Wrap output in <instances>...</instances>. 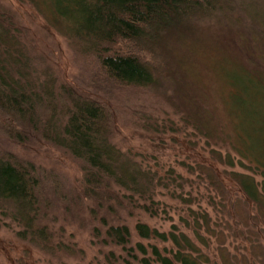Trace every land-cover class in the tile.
Masks as SVG:
<instances>
[{
  "label": "trees",
  "instance_id": "1",
  "mask_svg": "<svg viewBox=\"0 0 264 264\" xmlns=\"http://www.w3.org/2000/svg\"><path fill=\"white\" fill-rule=\"evenodd\" d=\"M18 2L64 40L78 75L59 84L56 58L47 46L40 49L39 32L21 25L0 2V226L54 259H84L63 225L78 216L109 248L108 264H264L255 231L263 226L264 234V0ZM173 40L200 41V50L216 58L222 92L215 102L201 85L197 99L186 75L180 79L184 90L176 87ZM104 101L126 109L140 103L134 113L147 133L190 131L242 198L231 200L218 173L204 163L181 162L184 173L171 166L157 170L118 148L114 115ZM174 101L186 112L180 115L174 106L178 119L170 126L144 113L142 103ZM31 140L73 159L78 181L69 183L13 150ZM161 192L185 207L180 220L191 234L175 224L161 231L140 220L131 232L123 211L173 221L177 206L160 200ZM238 238L249 243L244 253L234 246Z\"/></svg>",
  "mask_w": 264,
  "mask_h": 264
},
{
  "label": "rangeland",
  "instance_id": "2",
  "mask_svg": "<svg viewBox=\"0 0 264 264\" xmlns=\"http://www.w3.org/2000/svg\"><path fill=\"white\" fill-rule=\"evenodd\" d=\"M0 2L10 7L12 11L15 12L21 25L23 24L32 32L34 31V33L39 32L36 38L42 46L40 49L44 51L47 46L56 58L54 69L59 84L73 83L78 75V69L72 64L71 55L64 40L53 32L32 8L20 4L18 0H0ZM44 32L50 36L51 40L45 41L43 36ZM175 40H173L171 47H174L173 50L176 52H174L173 56L171 53L169 55L171 61L170 69L174 72L176 87L179 90H184V84L180 79L182 80V75H186L190 84L197 87L195 89L197 92L194 95L197 99H200L201 85L203 90H205L206 96L210 98V102H215L217 100L216 96H219L222 92L220 89V81L217 78L220 76V72L218 70L219 66H217L215 62L216 58L208 53L205 55L200 50V41L185 43L183 40L180 42H175ZM126 95L129 96V94L124 93V96ZM139 104H131L130 109L117 106L119 104L111 108L110 104L104 101L105 109L112 112L114 115L112 140L118 148L131 151L138 156L137 159H139L140 155V158L143 157L144 160L146 159V164L152 165L157 170L161 167L167 168L171 166L184 173L185 170L181 167V162L204 163L218 173L219 180L226 187L231 196V200L236 199V197L242 198L238 188L235 186L236 184H233L228 178L222 177V168L215 162L209 161L200 140L194 139L188 135L190 131H187V133H168L164 135H155L145 132L142 129V123L139 117L135 116L136 112L134 113V111L138 110L137 107ZM142 104L148 106L144 109V113L147 116H150L159 124H165V126H170L168 124L170 121H177L178 118L174 119V117H172L176 114L175 107L180 115L186 112V108L181 107L176 101L171 104L164 102L147 105L145 103ZM13 150L21 157L32 161L37 167H41L47 172L53 171L57 174H61L69 183H76L79 179L80 169L78 164L63 152L48 145H42L31 140L26 146L15 147ZM195 192L200 193V187H197ZM160 194L161 195L158 197L160 200L177 206L176 210L174 209V211H176L175 214H171L173 221L152 218L140 211H134L135 215L129 217L127 213L123 211L121 212V217L122 219L125 216L128 218L125 222L130 226L131 232L135 235L134 224L140 220L148 226L157 228L161 231H167L172 224H175L180 230L191 234V230L188 228L189 226L185 227L182 220H180L181 217H186L185 207L180 206L179 200H173L167 195H164L165 193L163 192ZM203 205L208 213L212 214V212H214L211 208H207L206 204ZM191 207L196 211H200L198 204H193ZM163 217L164 216H162V218ZM63 225L65 226L67 235L70 234L71 239L84 251V259L81 258V260H79L75 257L50 258L38 250L33 249L28 244L19 241L13 235L11 229L0 226V264H108L105 262L104 254L109 248L103 247L99 240L96 241L92 238L90 229H88V226H91L89 225V220L85 223L82 218L73 216L70 217L68 221L63 222ZM237 228L243 230L240 225H238ZM261 228H263V226H255V231L259 235L260 245L264 248V234L259 233ZM135 239L139 240L137 237ZM158 245L162 246L160 243H158ZM248 245L249 243L240 241L239 238L234 244V246L243 253L244 251L241 248ZM102 250L103 252H101ZM118 255L124 256V253L119 252ZM214 264L219 263L217 260H214Z\"/></svg>",
  "mask_w": 264,
  "mask_h": 264
}]
</instances>
